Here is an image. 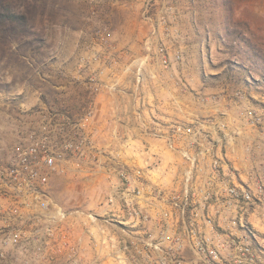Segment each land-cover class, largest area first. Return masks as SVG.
<instances>
[{"label":"rangeland","instance_id":"374dc122","mask_svg":"<svg viewBox=\"0 0 264 264\" xmlns=\"http://www.w3.org/2000/svg\"><path fill=\"white\" fill-rule=\"evenodd\" d=\"M42 2L36 9L42 17L37 23L40 46L27 47L21 55L9 57L10 61H0V178L14 148L26 143L28 131L47 110L70 118L81 114L89 103V79L102 69L106 83L105 70L114 61L134 64L136 70H128L124 79L132 92L135 82L154 78L155 72L148 69L162 65L159 49L163 47L168 67L175 73L173 79L181 82L175 89L169 83L172 78H165L169 90L163 92L180 95L183 113L193 118L194 128L199 126L202 142L211 147L208 152L217 160L220 174L225 165L224 172L230 177L224 178L243 179L246 185L258 188V205L246 206L244 220L258 263L264 264V82L250 71L249 62L236 61L223 43L224 11L217 1ZM230 3L232 19L244 24L246 36L264 52V0ZM176 54L180 59H175ZM139 75L144 80L137 81ZM142 90L139 93L146 94ZM147 90L161 92L156 81ZM93 121L96 135V115ZM181 122L191 121L185 118ZM127 153L125 148L105 149L101 157L104 171L55 176L52 199L67 210L98 209L106 195L105 170L117 158L133 165ZM159 161L148 165L151 174ZM0 264L24 263L8 256L0 258Z\"/></svg>","mask_w":264,"mask_h":264},{"label":"built area","instance_id":"2783aa9c","mask_svg":"<svg viewBox=\"0 0 264 264\" xmlns=\"http://www.w3.org/2000/svg\"><path fill=\"white\" fill-rule=\"evenodd\" d=\"M163 66L169 57L159 49ZM175 59H180L176 54ZM104 70L89 79L88 106L68 117L47 110L17 145L0 178V258L24 264H259L244 214L258 188L208 172L191 122L163 134L180 154L181 178H152L149 166L114 160L98 209H64L55 176L102 172L111 144L93 134ZM93 168L95 170H93ZM255 209V208H253Z\"/></svg>","mask_w":264,"mask_h":264},{"label":"crops","instance_id":"0c3cea01","mask_svg":"<svg viewBox=\"0 0 264 264\" xmlns=\"http://www.w3.org/2000/svg\"><path fill=\"white\" fill-rule=\"evenodd\" d=\"M132 65L134 64L120 65L114 61L105 70L106 87L96 98L95 132L98 142L101 145L111 144L114 148H125L129 152L127 159L131 163L133 162V165L134 163L146 166L154 165L158 160H161L158 168L154 169L151 174L152 178H181L183 167L179 163L180 154L168 149L163 138V134L172 132L174 125L183 119L193 121V118H187L183 113L181 106L183 100L179 97L180 95L163 92V90H169L166 88L168 84H165V78H172L169 83L175 89L177 86L180 87L181 82L173 79L175 73L172 74L174 72L172 67L160 65L154 69H148L150 72H155L152 73L154 78H149L146 83L144 81V83L135 82L132 92L129 93L130 84L128 80L124 79L129 76L128 70L132 69ZM144 65L145 62L143 63L145 68ZM141 67L139 64L138 72ZM133 69L136 70V68ZM137 79V81L144 80V75L142 78L139 75ZM154 81L159 84L161 89L158 94L147 90L149 83ZM141 87L144 91L146 90V94L139 93ZM197 128L195 139L206 149L208 172H211L212 162L217 166V160L208 152L211 147H208V143L202 142L204 138ZM254 151L258 152V149L254 148ZM222 167L223 174L217 170L220 178H224L225 175L230 177L224 172L225 165ZM230 179L238 183L244 182L243 179L241 181L237 178Z\"/></svg>","mask_w":264,"mask_h":264},{"label":"trees","instance_id":"16d2710c","mask_svg":"<svg viewBox=\"0 0 264 264\" xmlns=\"http://www.w3.org/2000/svg\"><path fill=\"white\" fill-rule=\"evenodd\" d=\"M224 14L222 41L232 50L234 59L249 62L250 71L258 75L264 82V52L246 36L242 22L232 19L230 0H216ZM42 0H0V61L2 58L19 56L27 47H39L41 36L37 27L42 18L38 6ZM252 62V63H250Z\"/></svg>","mask_w":264,"mask_h":264}]
</instances>
